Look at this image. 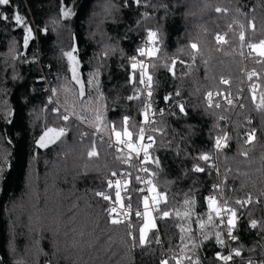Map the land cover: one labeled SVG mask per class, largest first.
I'll list each match as a JSON object with an SVG mask.
<instances>
[{
  "label": "trees",
  "instance_id": "trees-1",
  "mask_svg": "<svg viewBox=\"0 0 264 264\" xmlns=\"http://www.w3.org/2000/svg\"><path fill=\"white\" fill-rule=\"evenodd\" d=\"M0 15L8 16L0 18V264H264V108L257 107L264 57L248 47L264 39V0H11ZM149 30L157 33L154 44ZM145 38L155 56L140 55ZM73 48L83 95L64 55ZM132 57L145 59L152 77L149 124ZM125 116L132 142L152 143L143 157L150 188L166 194L143 245L138 167L112 143V126L122 131ZM140 126L147 128L142 142ZM49 128L65 134L40 147ZM217 137H227L226 146L217 149ZM93 146L99 155L89 157ZM197 165L204 171H194ZM113 172L129 182L131 208L121 224L111 223L119 217L97 195L114 194ZM210 195L235 210L231 235L229 216L211 213L208 223ZM164 211L170 215L162 218ZM227 255L230 261L220 259Z\"/></svg>",
  "mask_w": 264,
  "mask_h": 264
},
{
  "label": "snow or ice",
  "instance_id": "snow-or-ice-1",
  "mask_svg": "<svg viewBox=\"0 0 264 264\" xmlns=\"http://www.w3.org/2000/svg\"><path fill=\"white\" fill-rule=\"evenodd\" d=\"M10 2H11V0H0V5H9ZM135 2L137 4H139L140 0H135ZM216 11L217 12H221V11H225L226 12L227 9L217 8ZM71 14L72 13H71L70 10H66V11L63 12V15L65 17H67V16H69ZM0 18H2L4 20H7L8 16L7 15H0ZM14 20L18 24H23L24 23L23 18L21 17V15L18 12L14 13ZM251 27L254 28L255 25L252 24ZM241 28H243V25H241ZM27 33H28V35H26L24 37V45H25V47H27L29 38L32 35V30H31L30 27L27 28ZM156 37H157V33L156 32H154L152 30L148 31V41L149 42L154 44ZM239 38H240L241 41H243L245 39V35H244L243 31H241ZM216 40L218 42L227 43V41L221 35H217L216 36ZM191 47L193 49H196L197 51L199 50L198 49V45L196 43L191 44ZM248 47L252 50V52H255L260 57H264V39H261L258 43H250L248 45ZM75 51H76V49L73 48L72 51L66 52V53H64V55L73 64V67H72V79L75 80L78 84H80V86H81L80 87V94L83 95L84 85L80 81V79L78 78V74H77V71H76L77 61H76V57L73 55V53ZM157 51H158V49H156L154 47H150L147 50L145 48H140L139 49V53H140L141 56H148V57L155 56ZM252 52H250L249 54L251 55ZM131 59L134 61V63L131 65V67L134 70L139 65V67H140V83H144V77L147 75V66L144 64V62L142 60L141 61H137L136 57H132ZM153 67H155V65H153ZM251 75H255V73L253 72V73L250 74V76ZM147 80H148V83H149V87H151V81H152L151 75H147ZM221 83L228 84L229 81L221 78ZM53 91H55V89H53ZM148 95L151 96V92H149ZM177 95H178V93H177ZM212 95L213 94L211 92H209L207 94L208 102H209L210 106H211V103H212ZM217 95H219V93H217ZM132 98L133 97H129V99H132ZM168 98L169 97H165V99H168ZM253 99H255V86H253ZM228 103L232 104V101L228 100ZM178 107H179L181 112H184V105L183 104H179ZM217 107H219V105H217ZM257 107L264 108V94L261 95L260 103L257 105ZM55 110L59 111V109H55ZM161 114H163V110H161ZM144 118H145V121L147 122L148 121L147 107L145 108V111H144ZM63 119L64 120H68L69 116L68 115H64ZM97 119L99 120L100 117L98 116ZM128 120H129V117H127V116H125L123 118L124 127H123L122 131H117L116 128H115V125L112 126V132L115 134L116 141L118 143L127 144V147L130 150H132V151H135L137 153L143 152L144 160L147 161L149 159V151L148 150L152 147V143H148V144H144V143L134 144L132 142L133 141V133L131 131H129L128 127H127ZM64 134H65V129H63V128H59V129H57V128H49L40 137V140L38 141V143H39L40 147H47L49 143H55ZM138 138H139V141H141V142L144 141L145 135H144V129L143 128L139 129ZM153 139L154 138L152 136H148V140L149 141H153ZM253 140H255L254 132L248 134L247 142L251 143ZM226 141H227V137H217L216 138L215 147L217 149H219V148L222 147V145L226 146ZM98 155H99V153L96 150L95 146H93L92 149L88 152V156L89 157H94V156H98ZM243 155L247 156L248 154H247V152H245V153H243ZM200 159L204 160V161H208L210 159V156L208 154H203V155L200 156ZM145 171H147V169H145ZM194 171L203 172L204 168H201V167H199L197 165L194 168ZM112 175L116 176L117 174L115 172H113ZM153 175H155V173H153ZM136 179L139 180L140 177H136ZM126 183H127V181H125V184ZM147 183L148 184H152V181L148 180ZM108 187L109 188L113 187V181L112 180L108 181ZM214 187H216V186H214ZM120 188H121V181L120 180H116L115 181V189H116V191H115V200H116L117 203H119L120 207L123 208L124 204H123V201H122V198H121ZM149 191L154 193V195L152 196V201H153L154 204L158 205L160 203L161 199H164L166 201V194L165 193H157L155 185H152V187L149 189ZM97 195L103 197L105 200H111L112 199L111 196L105 195V193H103V192L97 193ZM207 200H208V208L210 210V213H209V216H208V223L212 222L211 213H214L216 216L219 217V216H221V212L222 211L229 212L230 215H229V217L227 219V224L229 225L228 234L231 235L233 228H235V226H236V212H235V210L219 207L218 206V201L216 200V198L214 196H211V195L208 196ZM249 202H251V201H249ZM184 203L188 204L189 200L186 199L184 201ZM237 203H243V202L237 201ZM143 205H144V212L143 213L136 212L137 216H143L144 217L143 225L139 229V233H140L139 240H140L141 245L146 244L148 242L147 241L148 232L150 230L156 228L155 219L153 218L152 213L148 210V208H149V197L148 196H144L143 197ZM128 207L131 208V204L130 203L128 204ZM116 212H117V208L116 207H112V208L109 209V213L110 214L116 213ZM127 215H128V213H125V216H127ZM169 215H170L169 212L164 211L162 213V218L163 217H167ZM177 215H179V213H177ZM185 215L187 216L188 213H185ZM111 223L112 224H121V223H123V221L120 220V219L113 218L111 220ZM221 223H223V219L221 220ZM257 223L258 222L256 220H254V219L251 220V227L252 228H256L257 227ZM200 227H201V229H203L205 227L204 223H201ZM181 231L183 232L184 229L182 228ZM204 238L208 239L209 237H208V235H205ZM236 238L237 237L232 236V239H236ZM182 239H183V237H182ZM216 239H217L218 243H220V244L224 243V241L220 238V233L219 232L216 233ZM133 240H135V237H133ZM157 242H159V241H157ZM234 252H235V255H237V256H239L241 254L239 250H234ZM217 255L219 256L220 254L218 253ZM220 259H222L224 261H230L232 259V256L231 255L220 256ZM161 264H168V261L167 260H163L161 262ZM177 264H180V261H177ZM197 264H198V262H197ZM249 264H251V262H249Z\"/></svg>",
  "mask_w": 264,
  "mask_h": 264
},
{
  "label": "built area",
  "instance_id": "built-area-1",
  "mask_svg": "<svg viewBox=\"0 0 264 264\" xmlns=\"http://www.w3.org/2000/svg\"><path fill=\"white\" fill-rule=\"evenodd\" d=\"M142 47L145 48L146 50L149 48V43L147 42L146 38L143 41ZM145 63V59L142 60ZM149 83L147 80V77H144V83H141V91H142V95H143V102H144V106L141 109L142 110V114L144 116V111L145 108L147 107V111H148V121L147 123L149 124L155 117V107H154V102L151 98V96L148 95L149 93ZM140 91V89H139ZM214 100V96H212V101ZM146 123V124H147ZM140 128L144 129V135L145 132L147 130V128L145 126H140ZM139 128V129H140ZM114 144V147L116 149H120V150H124L126 151L135 161L138 167V177H140L139 181V185H140V189L142 190V200L144 196H148L149 197V209L151 210V213L154 214L156 211V206L152 203V199H151V194H150V186L151 184H148L147 181L150 180V177L146 174L145 172V167L143 165V155L142 152H135L130 150L127 147V144H122V143H118L115 139L112 142ZM210 156V155H209ZM112 180L113 181V195H110L109 191L106 195L111 196L112 199L108 200V204L110 205V207H116L117 208V212L116 214L118 215L119 219L122 221H125L127 219V216H125V213H128L130 208L128 207L129 202H127L129 200V194H128V178L126 175L124 174H117L116 176L111 175L110 177H108V181ZM116 180H120L121 181V188H120V192H121V198L124 204V207L121 208L119 203L116 202L115 200V181ZM125 181H127V183L125 184ZM225 216H229V213L226 211H222L221 212V217L224 218ZM154 219L156 220L155 216ZM159 238V237H158Z\"/></svg>",
  "mask_w": 264,
  "mask_h": 264
},
{
  "label": "rangeland",
  "instance_id": "rangeland-1",
  "mask_svg": "<svg viewBox=\"0 0 264 264\" xmlns=\"http://www.w3.org/2000/svg\"><path fill=\"white\" fill-rule=\"evenodd\" d=\"M78 74V73H77ZM154 195V194H153ZM152 195V196H153ZM151 199H152V197H151ZM152 203H153V201H152ZM154 204V203H153ZM155 205V204H154ZM143 208H144V205H143ZM148 210L151 212V210L148 208ZM144 212V211H143ZM153 216V215H152ZM153 218H154V216H153ZM143 221H144V217H143ZM156 223V222H155ZM142 225H143V223L141 224V226H140V228L142 227ZM139 228V229H140ZM156 229V228H155ZM150 232V231H149ZM149 232H148V234H149ZM148 234H147V236H148ZM138 235H140V233H138Z\"/></svg>",
  "mask_w": 264,
  "mask_h": 264
}]
</instances>
